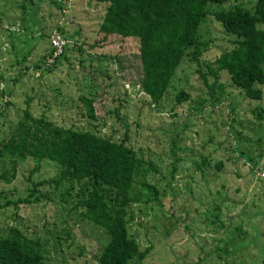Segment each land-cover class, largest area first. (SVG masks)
Wrapping results in <instances>:
<instances>
[{
	"label": "rangeland",
	"instance_id": "374dc122",
	"mask_svg": "<svg viewBox=\"0 0 264 264\" xmlns=\"http://www.w3.org/2000/svg\"><path fill=\"white\" fill-rule=\"evenodd\" d=\"M46 1L0 0V140L25 109L57 126L125 137L148 162L145 179L157 192L128 212V233L143 252L128 264H264V112L257 115L264 84L260 98L250 99L221 72L223 93L210 103L194 64L183 59L153 106L139 88L135 41L98 29L103 3L69 0L62 20ZM254 1H211L207 8ZM54 25L77 33L46 69V33ZM196 36L204 61L230 49L235 38L208 13ZM180 88L189 99L178 104ZM83 98L91 100L95 118L86 115ZM55 174L53 163L26 157L9 183L0 182V204L25 197L33 183ZM66 186L37 185L43 195L37 201L1 206L0 236L16 227L38 243L46 264H98L105 235L79 217L71 194L62 199Z\"/></svg>",
	"mask_w": 264,
	"mask_h": 264
},
{
	"label": "trees",
	"instance_id": "16d2710c",
	"mask_svg": "<svg viewBox=\"0 0 264 264\" xmlns=\"http://www.w3.org/2000/svg\"><path fill=\"white\" fill-rule=\"evenodd\" d=\"M68 1L46 2L54 5L64 19ZM98 1L104 4L99 31L104 36L135 41L140 64L139 88L153 106L162 98L183 59L194 64L210 103L223 93L221 72L245 97L260 98L259 85L264 84V29L257 25L264 24V0H255L249 7L233 5L211 10L207 8L208 2L229 0ZM63 8L67 10L65 14L61 12ZM207 13L223 31L235 37L231 40V48L211 61L200 58L202 42L196 36L197 25ZM52 27L46 33L48 49L41 61V67L46 69L53 67L65 50L46 64L51 54V31L56 30L67 40L66 47L77 33L76 30L67 32L62 25ZM188 99L189 94L181 88L174 95L178 104ZM81 100L86 115L95 118L91 100ZM263 112L260 109L257 115ZM26 157L53 163L56 174L51 179L33 183L25 197L7 200L0 207L37 201L43 196L37 194V185L48 184L59 189L64 182L67 186L62 199L71 194L79 217L105 235L97 255L98 264H128L134 258L142 257L143 252L139 251L136 240L127 230L128 212L134 204L157 199V192L145 179L148 162L137 157L135 150L126 144L125 137L116 141L110 136L57 126L42 115L33 117L25 109L12 131L0 140V161L10 164L9 167L0 165V182L9 183L14 178L15 165ZM0 264L46 263L42 261L38 243L11 227L6 235L0 236Z\"/></svg>",
	"mask_w": 264,
	"mask_h": 264
},
{
	"label": "built area",
	"instance_id": "2783aa9c",
	"mask_svg": "<svg viewBox=\"0 0 264 264\" xmlns=\"http://www.w3.org/2000/svg\"><path fill=\"white\" fill-rule=\"evenodd\" d=\"M66 9L63 8L61 12L65 14L67 11ZM60 18L63 19V15ZM49 42L51 47V54L46 59L47 65H49L56 57H59L61 55L64 48L66 47L67 40L53 29L49 36ZM260 174L262 175V172Z\"/></svg>",
	"mask_w": 264,
	"mask_h": 264
}]
</instances>
